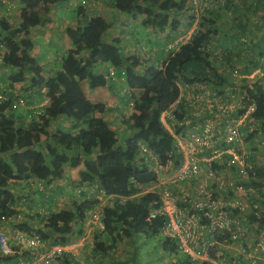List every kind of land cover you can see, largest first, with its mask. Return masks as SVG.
Wrapping results in <instances>:
<instances>
[{
    "label": "trees",
    "instance_id": "1",
    "mask_svg": "<svg viewBox=\"0 0 264 264\" xmlns=\"http://www.w3.org/2000/svg\"><path fill=\"white\" fill-rule=\"evenodd\" d=\"M59 1L69 0H0L2 63L15 66L14 74L9 77L10 82L14 76L19 81L28 78L31 91L29 97L24 95L26 106L23 107L16 105L19 97L10 90L7 91L8 97L0 101V215L16 212L12 205L19 201L20 184L25 185L29 176L40 179L45 187L30 192V198L34 199L45 195V190H49L51 184L54 187L61 185L62 179L69 175V172L66 175V170L77 168V179H70L72 195L62 207L54 210L45 207L43 211L28 214L31 218H38L41 236L64 241L68 234L81 232L84 209L97 203L98 199L92 195L103 190L112 196L101 209L104 229L95 227L92 230L93 250L103 255L109 254L117 247L116 242L126 238L133 243L131 260L134 264H140L137 242L145 244L151 240L161 250V261H151L150 264H211L209 260L191 259L179 250L177 238L162 233L167 221L165 214L148 218L150 210L160 204V198L153 191L140 193V183L148 186L157 177L151 158L142 151L140 143L146 144L162 160L169 157V152H174V140L160 116L177 99L179 82L210 86L223 97L226 96L224 87L230 82V92L236 93L242 102L236 113L245 112L251 105L246 121L260 126V132H264L263 78L258 74L242 76L241 83L235 86L236 76L232 74L236 70L234 61L243 52H238V48L243 47L251 52L255 44L259 45V55L243 62L242 71L249 74L258 65L264 70L262 41L252 42L249 39L246 49V45L243 46L245 40L242 39L244 30L248 28L246 21L250 19V10L264 18V11H259L264 6V0H255L243 12L237 13V16H245L246 21L236 22L239 38L236 39L238 46L234 47V51L228 46L224 47V41L220 40V34L225 31L220 26L222 12L213 6L198 17L196 27L186 41L167 53L163 48L166 56L162 52L153 59L143 58L142 49L132 52L125 49L120 45L122 39L118 36L104 39L103 35L112 22L93 13L91 5L78 0L79 5L70 4L76 10H71L75 21L64 29L71 46L66 49L59 68L49 79L33 52L31 36L35 26L49 21L48 12ZM240 1L247 3L246 0H226L224 4L228 8L231 3L234 11H238ZM11 2L15 5V12H10L13 10L9 6ZM188 2L110 0L112 7L119 11L134 14L135 17L141 15L142 25L150 27L154 33H165L164 40L161 39L163 45L185 32L193 21L181 18L184 10H189L192 5ZM232 38H235L234 35ZM261 40H264V36ZM232 43H235L234 39ZM218 51L221 53L219 57L228 61L227 66L216 63ZM110 65L115 68L120 77L118 80L123 84H116L112 77L104 75ZM96 67L102 71L95 70ZM85 78H88L90 87L109 84L114 94L126 97L124 99L129 106L119 113L121 117L116 127L112 124L114 119L105 116L109 112L106 102L89 98L82 88L81 80ZM125 87L130 89L123 91ZM42 88L46 90L42 91ZM45 96L48 103L38 113L32 111L29 105L40 102ZM182 105L173 110L177 119L183 118L189 110L187 104ZM16 107H20V110ZM181 127L177 125L176 130ZM254 153L256 150L247 153L248 176L242 182L249 186L250 196L258 200L262 198L264 206V159H258ZM77 188L79 191H76ZM185 203L190 205V201ZM257 209L248 214V222L259 232L264 228V211L258 213ZM21 226L30 228L32 222L23 221ZM51 230L56 234H50ZM217 239L226 240L223 236ZM215 249L216 246H213L211 257H215ZM151 255L148 252L144 254L145 258ZM62 264L80 262L74 254L67 253Z\"/></svg>",
    "mask_w": 264,
    "mask_h": 264
},
{
    "label": "built area",
    "instance_id": "2",
    "mask_svg": "<svg viewBox=\"0 0 264 264\" xmlns=\"http://www.w3.org/2000/svg\"><path fill=\"white\" fill-rule=\"evenodd\" d=\"M190 2L192 5L189 11L195 16L191 28L168 42L164 47L165 52L178 47L194 31L198 8H201V3L206 4V0ZM11 4L9 3V6ZM108 67L104 74L106 77L115 71L113 66ZM235 72L234 70L232 74L237 76ZM237 85L236 83L235 86ZM179 86L177 99L160 116L174 140V152H169V157L162 160L146 144L140 143L142 151L147 152L146 155L151 158L152 169L157 173L156 180L150 181L148 186L139 184L142 187L140 193L153 191L160 198V204L150 210L148 218L165 214L167 221L162 227V233L177 238L179 250L193 260H209L211 264H260L261 258L264 261V228L262 231H256L249 225L248 214L240 215L244 209L242 204L250 199L251 206L255 209L260 206V200L251 198L248 193L249 186L242 182V179L248 176V151L243 149V144L233 141L239 138L238 134L229 133L232 121L235 118L240 121L242 116L245 121L252 106L243 113H236L237 107L227 104L233 94L230 89L226 92L225 88L227 97L224 98L210 86L201 83L179 82ZM129 89L130 87H125L123 91ZM2 99L0 94V101ZM22 101L19 97L18 102ZM47 103L48 98L45 96L31 108L38 113ZM182 103L187 104L189 110L183 118L177 119L173 110L181 108ZM204 111L213 114L218 111L220 117L209 120L202 117ZM177 125L182 126L180 130H176ZM231 174L238 177L234 184L223 181L228 180ZM217 175H220L222 180L218 181ZM20 186V194L23 191L26 194L33 192V189L45 188L42 181L33 176H29L25 185ZM51 188L45 190V197L52 194ZM241 193L247 197L240 198ZM102 195L98 203L84 210L82 231L67 236L64 241H54L41 236L38 231V218H32L30 228L21 226L23 221L31 224L27 220L28 214L43 211L45 207L54 209L59 203L56 201L55 204V196L50 200L46 198L44 205H33L30 209L25 206L24 202L27 200L24 196L18 198L19 201L12 205L15 213L0 215V264H62L65 254H75L86 243L93 228L104 229L101 209L112 194L103 197ZM185 201H190V205ZM50 204L52 206H49ZM251 232L257 235L254 241L249 240ZM219 236L225 237L226 240L219 241ZM213 246H216L215 257L210 256ZM225 250L228 253H225Z\"/></svg>",
    "mask_w": 264,
    "mask_h": 264
},
{
    "label": "rangeland",
    "instance_id": "3",
    "mask_svg": "<svg viewBox=\"0 0 264 264\" xmlns=\"http://www.w3.org/2000/svg\"><path fill=\"white\" fill-rule=\"evenodd\" d=\"M77 1V0H76ZM90 3H85L87 5H91L90 9L92 11V8L96 9L93 10L92 12L95 13L96 11L101 12V7H104L105 9H107V19L112 20V26L109 28V30H107L104 35V37H108V39H110V36L114 33H117L119 30L120 32L122 31L126 36H124L122 43L120 44L122 47H124L125 49H128L129 51H134V50H138L140 51L142 49V55L143 58H152V56H150V54L152 53L153 55L156 53V51L160 53L163 52V55L166 56V54L164 53L163 48L165 47V45L162 44V40H164V36L165 33H160L158 34V32L154 33V30H152L150 27H146L144 25H142L141 23V15L137 14L136 17L134 16V14H128L122 11L117 10L116 8L112 9V5L110 3V0H89ZM226 0H206V4L201 3L200 7L198 8V14L196 15V18H198L202 13L207 12V9H209V7H213L216 6V8H218L221 12H222V19H221V28L224 29V33H221V39L223 40V46L226 47L228 46V48H230L232 51H234V47L238 46L237 44V38H239V28L237 27V23L238 21H244L246 18L245 16H237L238 12H243V10H245L248 7V4L251 3H255V0H246L247 3H244L240 1V3L238 4V11L237 9H235L236 11H234V7L231 5V3L229 4V7L227 8L226 5L224 4ZM69 1L67 2H56V4L58 5V7L60 6H69L68 5ZM189 4H191L190 0L188 2ZM97 4V6L95 5ZM14 4L12 6H10L13 11L16 10L14 9ZM204 6V7H203ZM203 8V9H202ZM263 8V9H262ZM202 9V10H200ZM90 11V13L92 14V12ZM259 11H264V6H261ZM49 13V12H48ZM2 14V12L0 13ZM67 14V15H66ZM96 14V13H95ZM192 11H189L188 9H185L183 12V16L181 17L182 20H194V18H192ZM61 16H66L67 19H69L70 23H74V13L71 10H68L67 13L66 12H60L54 15L53 19H52V25L51 23L44 28V31L46 32V34L41 37L36 38V41L33 40V37L31 36L32 42L35 46L37 47L35 50L37 51V57L41 56V61L42 63L44 62V64L46 65L47 59H50L51 61L54 59V55L56 53V51H62L65 50L64 46L61 43V38H53L50 37L51 33H53L54 31L57 33L59 32V26H62V24H64V20L62 19L63 17ZM249 16L250 19L247 22L248 28L244 30L245 35L242 37V39L245 40L244 45L247 49V42L252 41H262V44L264 45V40H261V37L264 36V18H262V16L260 15V13H254L252 12V10H250L249 12ZM124 19V21H122ZM127 20H131L133 22V26L131 27H127L125 28V24L126 25L129 23H127ZM195 22V21H194ZM194 24V23H193ZM191 25V24H190ZM190 25L187 27V30L189 29ZM193 26V25H192ZM38 27V26H36ZM34 27V28H36ZM191 28V27H190ZM127 29H130V31H127ZM33 30V29H32ZM49 34V35H47ZM181 34V33H179ZM234 35L235 38H232ZM160 39V40H159ZM162 39V40H161ZM235 40V43H232V40ZM242 45V44H241ZM40 47V48H39ZM222 47V46H221ZM243 48V47H242ZM241 47L238 48V52L240 50H242L243 52L240 53V57L238 56L237 59H235L234 61V69H236L235 73H236V78H235V82L239 85L241 83V77L242 76H248V77H253L256 74H258L259 76H261L263 78L264 81V70L263 68L258 65L257 67H254L249 74L247 73H243L244 71L243 68V62H245L246 60H249L251 57L258 56L259 55V45L255 44L252 51H247L244 49H242ZM215 49H218V47H216ZM237 49V47L235 48V50ZM33 49V51H35ZM247 51V52H246ZM257 53V54H255ZM58 54V53H57ZM56 54V55H57ZM158 54V55H159ZM219 55L217 56L216 59V63L219 65H228V61H226L225 59H223L222 57L220 58V51H218ZM51 56V58H50ZM242 56V58H241ZM48 57V58H46ZM262 57L264 58V55H262ZM154 58V57H153ZM152 58V59H153ZM38 59V58H37ZM2 54L0 53V72H2V75H5L8 83L6 85L7 89L3 90L2 92H0L1 97L2 98H7L9 93H7V91L10 90V92L12 91L13 94H15L16 96L22 98V103L18 102V98H17V102L16 105L23 107L26 106V102L24 100V95H29L31 93L30 89L28 88V81L29 79L27 78L26 80H16V77L14 76L12 78V81H9V77L11 76V74H14L15 72V66L11 65V64H5L2 63ZM41 63V64H42ZM229 68V66H228ZM99 68L96 67L95 70H98ZM109 69V67H108ZM230 69V68H229ZM5 70V71H4ZM100 70V69H99ZM231 70V69H230ZM241 70V71H240ZM101 71V70H100ZM234 72V71H233ZM51 72L49 75H47V78H51L50 77ZM110 77H112V79H114L113 82H115L117 84L120 83L123 84V82L119 81L118 79H120V77L118 76V73H112L110 75ZM5 80V79H4ZM11 80V79H10ZM81 85L82 88L84 89V91L86 92V94L88 95L89 98H92L93 100L96 101H104V102H108L109 104H106L107 106L110 105L111 103L116 104V106L118 107H124L125 106H129L127 101H123L124 105H119L118 103H114L120 100L122 101V97H117V94H114L113 89L109 86V84L107 85H100L97 87H90L89 83H88V78L82 79L81 80ZM124 87V85H123ZM231 87V83L228 82L226 84V92H228V90ZM228 89V90H227ZM122 90V89H121ZM224 90V89H223ZM11 94V93H10ZM232 94V93H231ZM29 97V96H28ZM36 97L39 99L40 97L38 95H36ZM117 97V98H115ZM227 96H224V98H226ZM123 98H126L123 96ZM208 98H211L210 96H208ZM212 99V98H211ZM217 98H215L216 100ZM219 99V98H218ZM217 99V100H218ZM111 102V103H110ZM230 103L227 104H231L234 106H236L237 108H240L242 106V102H240V99L238 97V95L236 93H233L230 97ZM20 107L17 108V110H20ZM251 108V107H249ZM215 114H213L212 112L210 113L209 111H204V113L202 114V117L207 118L209 120H214L216 119V117H220L219 112L218 111H214ZM111 113V114H110ZM109 114L110 115H114V121L112 122V124L114 125V127H116L118 124L117 122H119L120 120V114L119 112H115L111 107H109ZM108 114V115H109ZM112 118V116H109ZM241 118V117H240ZM238 118H235L234 121H232L231 124V131L229 132L230 134H238V138L236 141L233 140L234 142H240L241 144H243V149H246V151H252L254 152V150H256V153H254V155L257 156V158H263L264 159V132H260V126H256V124H253L250 121H244V117L242 116V119L240 121L237 120ZM249 120V119H248ZM244 122V123H243ZM65 123L67 124L68 122L65 120ZM111 124V125H112ZM236 136V135H235ZM234 145V143H232ZM230 143V145H232ZM255 146V149L251 150L252 147ZM253 163V162H252ZM68 170H66V175H67ZM65 178V177H64ZM70 179H77V172L76 169H73L72 171H69V175H67V181H65L63 184L61 183V185H56L54 188V195L56 196L57 199H54V202L56 203V201H60L61 199L65 200V203L67 202L68 197H70L72 195L70 189L67 186V189H64V184L68 185L70 184ZM216 179L218 181L222 180V177L220 175L216 176ZM238 180V177L236 176V174H231L230 178L228 180H224L226 183H231L234 184L236 181ZM53 189V188H52ZM251 189V188H250ZM262 190H264V188H262ZM25 192V191H24ZM240 193V192H238ZM248 193H249V187H248ZM259 195V193H258ZM25 197L26 198V202L25 206L30 209V207L33 206V202L30 198V192L26 193V194H20V197ZM247 197L246 195H243L241 193V195H239L240 198H245ZM249 196V195H248ZM251 198H254L251 196ZM261 202H260V206H258L257 212H261L264 211L263 208V204H262V198H260ZM49 206H52L51 204ZM243 206V211L242 213H240L241 216H245L246 214H249L251 212V210H253V207L251 206V200L249 199L248 202L242 204ZM29 217V215H27V220L32 222V218ZM255 226V225H253ZM251 237L249 240L254 241L257 238V235L254 234L253 232L250 233ZM260 237V236H259ZM258 237V238H259ZM264 237V235L262 236ZM140 240V239H139ZM149 242L147 243H143L142 241L137 242L139 249V262L140 264H150L151 261L158 263L160 260V252L161 250L158 247L157 243H154L151 240H148ZM117 243V247L113 248L111 251H109V254L103 255L101 252L97 251V250H93V239H92V232L88 237V240L86 241V243L79 248L74 256L77 258V260L80 262V264H134L133 261L131 260V250H132V246L133 243L128 240V239H123L120 240ZM230 247V246H228ZM233 250V249H231ZM152 253L151 256H149L148 258H145L146 256H144V254L146 253ZM225 253H228V251H224ZM232 254V253H231ZM233 255V254H232ZM257 255L260 254L257 253ZM143 256V257H140ZM102 261H101V260ZM176 259V258H174ZM261 263L263 264V258H261ZM146 260V261H145ZM144 261V262H143Z\"/></svg>",
    "mask_w": 264,
    "mask_h": 264
},
{
    "label": "crops",
    "instance_id": "4",
    "mask_svg": "<svg viewBox=\"0 0 264 264\" xmlns=\"http://www.w3.org/2000/svg\"><path fill=\"white\" fill-rule=\"evenodd\" d=\"M77 1L76 0H69V3H68L69 6H67V7L66 6H64V7L63 6L58 7L57 4H55L53 7H51V9L49 10V13H48V16L50 17L49 18V21H47L43 25H39V26L37 25L38 27L35 26L36 28H33V30H32L33 40L36 41V38L41 37L42 35L44 36L46 34V32L44 31V28L47 27L52 22V19H53V17H54L55 14L60 13V12H67L68 10H75L74 7H71L70 6V4H76V5L78 4L79 5V3H77ZM92 1H95V0H92ZM81 2H85V3H88V4L90 3L89 0H82ZM95 5L97 6V4H95ZM7 8H8V6H7ZM112 9H114V8L112 7ZM93 10H96V9L92 8V11ZM12 11L13 10H11L10 12H12ZM14 12H15V10H14ZM75 12H76V10H75ZM107 12H108L107 9H105L104 7H101V12L96 11L95 13L98 14V15L103 16L106 20L112 22V20L107 19V16H106ZM61 17H63L62 19L64 20V24H62V26H59V28H58L59 29V32L56 33L54 31L53 33H51L50 37H53V38L60 37L61 38V43L64 46L65 50H62L60 52L59 51H56V53L54 55V59L52 61L50 59H47L46 60V62H47L46 65L44 64V62L42 63V61H41V58L42 57L41 56L38 57L39 62L42 63V65H43V73H45L46 76L49 75L50 72L53 75L54 71L59 68L62 55L65 53L66 49L69 48V46H71V43H70L69 39L66 37L65 32H64L65 27H67L71 23H70L69 19L66 18V16L65 17L64 16H61ZM74 20H75V18H74ZM125 20L126 19L123 18L122 21L125 22ZM127 23H128L127 25H126V23H124L125 24V28H126V26L127 27L133 26V22L131 20H127ZM51 25H52V23H51ZM127 31H130V29H127ZM47 35H49V34H47ZM115 36H118V37H120L123 40L124 36H126V35L122 31L120 32V30H119L117 33L112 34L110 36V39L111 38H114ZM104 39H108V37L107 38L104 37ZM122 40H121L120 44L122 43ZM33 46H34V44H33ZM35 46H36V44H35ZM35 46L33 47L34 50L37 48ZM33 52H34L35 55H37V53H36L37 51L36 50L33 51ZM158 54H159V52L156 51V53L154 55L151 53L150 56H152V58H153V57H156ZM160 54H162V53H160ZM46 58H48V57H46ZM50 58H51V56H50ZM101 71H102V69H101ZM52 75H50V77ZM7 83H8V81H7L6 77H5V75H2V72H0V92H2L3 90H6L7 89V87H6ZM117 97H119V98L122 97L121 98L122 101L118 100V101L115 102V100H114V103H118L119 102V105H124L123 104V101H125V99L123 98V96H117ZM117 97H115V98H117ZM106 104H109V101L106 102ZM109 107H111L115 112H117V113L119 112L120 113L122 111L124 112V108L127 107V106L124 105V107L122 109L121 106L118 107V106H116V104L111 103L110 105H108V108ZM108 114H109V112L108 113H105V116L108 117V118H110L109 116H112L111 119L114 118L113 117L114 115H110L111 113L109 115ZM74 169L77 170V168H74ZM51 195L52 194H50L48 197H45V195H42L41 194L40 197H35L34 198V203H38V202L39 203H43L42 201L45 200L46 198H50Z\"/></svg>",
    "mask_w": 264,
    "mask_h": 264
},
{
    "label": "clouds",
    "instance_id": "5",
    "mask_svg": "<svg viewBox=\"0 0 264 264\" xmlns=\"http://www.w3.org/2000/svg\"><path fill=\"white\" fill-rule=\"evenodd\" d=\"M12 3V2H11ZM13 5V3L10 5V6H12ZM115 72V71H114ZM4 99V98H3ZM39 103V102H38ZM38 103H35L36 105L38 104ZM35 104H30L29 105V107H31L32 105H35ZM32 109V108H31ZM32 111H33V109H32ZM72 171V170H71ZM65 181H67V177L65 178V179H62V181H61V183L63 184ZM53 185L54 184H51V186H52V188H53ZM69 185L70 184H68V185H66L65 187H64V189L66 188L67 189V186H68V188H69ZM56 186V185H55ZM51 188V190L50 191H52V195L50 196V198H47V199H52L55 195H54V188L52 189ZM50 189V188H49ZM76 191H77V189H76ZM103 194V195H102ZM33 195V194H32ZM102 195V197L104 196V195H106V193L103 191V190H101V191H98V192H95V193H93V197L94 198H97L98 199V202L101 200V198H100V196ZM33 197H34V195H33ZM40 197V196H39ZM54 199H57L56 198V196H55V198ZM32 200V202H33V205L34 206H37L38 204H40V205H44L45 204V202H47L46 200H43L42 202L43 203H34V199H31ZM97 202V203H98ZM106 202V201H105ZM56 204V203H55ZM63 204H65V200H64V197H63V199H61L60 201H59V203L58 204H56V206H55V208L54 209H57V208H59V207H62V205ZM96 204V203H95ZM95 204H93L91 207H93ZM90 207V208H91ZM51 208V207H50ZM52 209V208H51ZM54 209H52V210H54ZM89 209V208H88ZM84 210H87V209H84ZM83 215H84V213H83ZM69 235H71V234H68L67 236H69Z\"/></svg>",
    "mask_w": 264,
    "mask_h": 264
},
{
    "label": "water",
    "instance_id": "6",
    "mask_svg": "<svg viewBox=\"0 0 264 264\" xmlns=\"http://www.w3.org/2000/svg\"><path fill=\"white\" fill-rule=\"evenodd\" d=\"M49 233L52 234V235H55V234H56V232H54V231H52V230L49 231Z\"/></svg>",
    "mask_w": 264,
    "mask_h": 264
}]
</instances>
